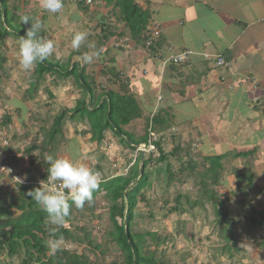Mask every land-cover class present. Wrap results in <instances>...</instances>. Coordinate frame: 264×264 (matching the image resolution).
I'll use <instances>...</instances> for the list:
<instances>
[{"label": "trees", "instance_id": "16d2710c", "mask_svg": "<svg viewBox=\"0 0 264 264\" xmlns=\"http://www.w3.org/2000/svg\"><path fill=\"white\" fill-rule=\"evenodd\" d=\"M115 1L113 5L118 13L119 23L126 29L127 34L122 30L118 32L107 27L106 30L110 31L99 35V40L94 47H89L91 42L88 37L84 50H71L70 54H63L56 60L48 59L37 64L36 68L32 70L31 84L26 89L23 100L27 101L34 97L39 87L37 82L46 80L44 78L46 76L55 80L56 84L72 78L80 96L74 108L65 109L62 114L53 119L49 129L44 126L46 124L43 122L41 130L47 133L45 142L39 145L36 137V140L29 146L20 145L17 149L4 147L0 150L4 152L3 163L6 166L9 164L13 166L19 161H27L29 169L37 162L41 166L40 170L34 174L35 176L31 177L30 174H26L29 178L28 182L23 184L24 186L18 182L17 195L11 200L8 207L2 205L0 209V217L6 218L5 223L0 224V249H5L9 258L18 256L22 260L21 264H103L104 258L107 256L115 258L110 260L109 264H173L169 254L170 248L168 251L167 247L171 238L159 235L157 232L140 231L136 224L137 218L142 216L140 205L149 204L147 191L153 189L155 181L159 182L163 179L170 186L175 182L186 185L189 179H193L196 184L194 202L190 195H185L184 198V195L178 194L175 198V206H169L170 204L165 201L164 207L167 209L165 217L183 212L189 213L193 217L195 213L199 216H203L204 213L205 219L208 220L210 217L213 222L212 230L216 233L217 240L214 244L213 236L206 237L207 242H210L211 250L215 252L214 259L220 261L221 258L227 257L231 264H237L236 256L241 251L240 240L236 235V226L239 225V222L230 219L227 209L230 200L223 198V194L219 191L223 179V164L227 155L204 158L199 162L195 160V151L191 146H176L170 152H165L162 140H159L154 143L155 151L146 156L144 172L141 177L139 171L142 153H139L136 162L125 174H115L113 177L104 179L93 193V202L90 205L85 204L83 209H76L72 206L65 225L58 229L55 236L50 234V228L55 226L48 224L47 213L41 210L27 195L30 190L40 187L37 185L39 181L47 178L48 164L43 158L48 154L57 157L59 148L63 145V147L67 146L68 141L66 142L64 134L66 121L79 126H88V130L81 132L80 135L87 138L88 144H95L97 147L104 143L106 132L111 130L119 144L124 146L127 154L136 151L137 145H148L151 124L154 133H163L161 130H165L163 124L160 123L163 120L162 113L154 118L145 116L135 96L125 91L117 92L111 87L118 80L122 81L120 72H117V68L114 67L116 60L112 56V49L115 48L108 47L104 51L101 48L106 46L114 36H116L114 41L127 39L137 46L145 45L151 39L149 27L153 20L152 13L141 9L134 0ZM102 2L103 6L110 4V0H105V4L104 1ZM65 3L67 2H63L64 6ZM67 4H74L83 10L90 8L84 3L70 2ZM33 5L40 8L39 0H0V71L4 72L0 78H4V75L11 69L9 66H6V69L3 68L8 62L7 53L4 51L7 48V39L12 37L21 39L26 35V30L31 27L30 23H21V17L27 15L33 21L39 19L41 24L46 18V11L33 8ZM47 13L50 14V12ZM43 29L44 27L40 32H43ZM153 43L154 46L151 47V50L157 54L161 45ZM97 51L100 53L97 60L101 67L98 73L82 59L85 53L92 54ZM96 74L98 75L96 76ZM49 95L52 97L50 92ZM66 118L68 120H65ZM11 120L12 116L6 115L4 123L8 124ZM140 120L144 124V134L141 136L126 129ZM159 125H162L160 129ZM167 125L166 127H168ZM251 154V152L239 153L234 157L245 159L249 158ZM19 155H21V159L17 157ZM184 156L185 160L183 161ZM175 162L180 163L178 168L174 166ZM131 163L132 158H128L126 166ZM94 171L100 173L102 169L97 165ZM246 171L234 180L237 187L234 193L244 197L250 196V193L255 189V177L247 175ZM129 184L131 186L125 192ZM245 184L246 188L244 189ZM101 193L107 203L109 221L112 226L110 230H103L104 223L101 222L93 227L83 225L85 219H89V221L102 219L101 214L96 215L94 212L96 201H98L97 196ZM261 194L262 192H259L257 196ZM190 201L193 202L194 208H187L184 205V202L190 203ZM69 203L71 204V201ZM248 222V225L241 224L239 228L237 227L238 230L242 233H251L252 230L264 228V210L259 212L253 209ZM94 230L101 233L96 234ZM76 231L84 232V241L74 236ZM213 232L211 231L212 234ZM182 233L186 235L185 230ZM50 239L58 242L71 241L77 244L86 242L87 245L81 254L62 248H58L55 253H52L48 247ZM256 243L264 248V235L257 238Z\"/></svg>", "mask_w": 264, "mask_h": 264}, {"label": "crops", "instance_id": "0c3cea01", "mask_svg": "<svg viewBox=\"0 0 264 264\" xmlns=\"http://www.w3.org/2000/svg\"><path fill=\"white\" fill-rule=\"evenodd\" d=\"M92 1L88 10L66 3L67 25L75 22L88 25L91 31L94 30V35H89L88 38L93 46L99 40L98 35L110 31L106 30L107 27L118 32L122 30L127 34L126 29L119 23L118 13L113 5L115 0H110V4L104 6L102 1L105 4V0ZM134 2L141 9L152 13L153 20L149 27L151 39L145 45L137 46L131 42L121 44L120 40L114 41L116 39L114 36L101 48V50L115 48L112 49V56L116 60V70L120 72L122 81H115L116 84H112L111 87L117 92L125 91L135 96L145 116L154 118L162 113L163 120L160 118L159 120L165 128L161 130L163 133H154L152 124L149 132L159 136L163 149L164 143L195 146L192 149L195 151V160L199 162L204 158L227 155L219 191L223 198L230 200L227 204L230 218L233 220L241 218L243 224L248 225L250 212L257 208V203L262 205L256 210L259 212L264 210V0H134ZM102 18L108 19L109 23H101ZM60 30L64 36L65 33ZM43 32L47 38L52 37V31L44 28ZM52 38L54 40L56 36L53 35ZM11 39L17 41L16 38ZM18 40L17 42H20V39ZM61 42L63 43V40ZM153 42L161 45L157 54L151 50ZM84 43L86 45V42ZM66 45L63 47L65 55L71 53ZM14 47L9 46L8 49ZM186 52L190 54L181 62H169L166 66L158 62L159 57L168 58ZM123 56H129L125 57L127 65H122V61L118 60V57ZM218 58H223L229 65L217 66ZM49 59L54 60L50 57ZM5 64L4 67L11 68L9 73L15 71L17 65L12 66L9 58ZM2 74L4 72L0 71V75ZM142 123L141 120L138 121L136 126L132 127L133 132H136L135 128L143 126ZM78 138L83 139V136L79 135ZM78 142L82 144L81 140ZM106 145L112 146L110 143ZM111 152L113 150L107 153ZM248 152L252 154L247 158L250 166L246 171L245 160L241 163L239 160L234 161L233 154ZM106 155H99L90 164L93 170L97 165L100 166L102 182L115 176L103 175L105 170L103 165L110 171L105 164ZM107 156L109 164L113 163V168H120V165L124 164L121 159L116 158L117 156ZM128 158H132V163L127 171L137 160L133 156ZM230 162H233L234 166L231 169ZM78 163L86 164L84 158ZM244 171L247 175H253L255 182L263 180V183H255L257 188L250 196L244 197L241 194H237V197L231 196L230 194L237 190L235 178ZM259 192L262 194L258 197ZM236 229L237 233L247 240L252 235L253 239L248 241L254 245H257V238L263 236L242 233ZM256 232L261 233L264 230ZM240 250V254L236 256L237 264L241 262L244 264L246 250L244 247H240ZM0 253V258L4 260L7 251L0 249Z\"/></svg>", "mask_w": 264, "mask_h": 264}, {"label": "rangeland", "instance_id": "374dc122", "mask_svg": "<svg viewBox=\"0 0 264 264\" xmlns=\"http://www.w3.org/2000/svg\"><path fill=\"white\" fill-rule=\"evenodd\" d=\"M66 6H64L60 16V19L62 20L61 23L55 21L54 15L48 14L46 12L45 14L46 18L44 19L42 24V28L44 27L45 29L49 30V32L50 31L53 32L51 35L52 37L53 35L56 36V38L54 39L56 41H54L52 37L50 38L54 41V43L56 42L55 46L57 44V47H55L54 54L50 56V58H53L54 60L58 57H62L63 53L65 52V49H63V47L66 45L65 43H68L66 45L68 46V50L69 49L73 50L71 48V40L75 32L86 31L88 33L87 38L89 37V35H94V30L91 31L89 26L83 22H75L74 24L71 23L70 25H67L66 21L68 18L67 17L68 13L66 12V10H68V7ZM33 8L38 9L39 7L33 5ZM105 22L108 24L109 20L106 18H102L101 23H105ZM60 29H62L63 33H65L64 36L61 35L62 32ZM98 32H100V30ZM40 35L47 38V35L44 32H40ZM67 38H69V40ZM61 39L63 40V43L61 42L62 41ZM64 39H66V41H64ZM16 40L19 41L18 39ZM125 40L126 43L129 42V40L127 39ZM7 41H8L7 48H9V46H15V47L12 49L5 48L4 51L7 53L9 60H11V65L12 66L17 65V66L15 67L16 72L12 71L11 73L5 74L4 76L6 79L0 78V150L4 147L17 149L20 145L29 146L31 143H33L36 140L35 139L36 137L39 145L45 142L47 138V133L41 130L42 125H44L43 122L46 124L44 126L47 127V129H49L53 119L56 116L62 114V112L65 109L74 108L80 96V92L76 88L75 81L72 78L58 82V84H56L55 80H52V78L46 76L44 77L46 80L42 82H37V84H39V87H38V91L34 94V97L27 101L23 100V97L26 95L25 91L28 88V86L31 84L30 80H32L33 77L32 70L36 68L37 64L31 70H28L29 73L23 70L18 63L19 42L14 41L12 39L11 40L7 39ZM84 46L85 43L81 45L79 50H75V51L84 50L85 48ZM56 48L61 52H59ZM104 50L105 49H103L102 51ZM125 57L128 58L129 56H125ZM125 57L124 56L118 57V60L122 61V65L128 64V61L125 59ZM98 63L99 60H97L96 57H94L93 61L90 63L91 68L94 71L96 70L95 72L97 73L101 70V67L99 66ZM3 68L5 67L3 66ZM97 75L98 74H96V76ZM121 86H123L122 83ZM49 92L52 94V97H50ZM6 115L12 116V120L8 124L4 123L6 119ZM65 120H68V118H66ZM137 123L138 122H136L135 125H132L126 129L128 131H131L132 127L136 126ZM143 126H140L139 128H135L136 131L135 133L138 136L144 134ZM87 128L88 126L82 127L76 123L66 121V124L64 125V132H65L64 134H65V138L67 139L66 142L67 141L68 142L66 143L67 144L66 147H63L64 146L63 145L61 148H59L57 152V157L74 160L77 164H79L78 162H80L84 158L86 163L85 166L93 169V167L90 164L99 155L107 154L109 156H117L116 158L118 160L121 159L124 162V164L122 163V165H120V168L122 167L121 169L113 168L114 167L112 166L113 163L109 164L108 156L106 155L105 164L110 168V171H108L107 167L103 165V168L105 167L103 175H106V177L112 174L126 173L127 168L129 166V165L126 166L128 157L133 156L136 160V158L139 157V153H141L139 151L141 145H147V144H141L137 146L138 148L136 151L127 154L125 152L124 146H121L119 144L117 138L113 135V132L109 130L105 134L106 140L104 144H102L97 149V146L95 144L91 145L87 143L88 142L87 138H83V139L78 138L81 132L88 130ZM199 130L202 131L201 129ZM79 140H81L82 144H79L78 142ZM106 142L110 143L112 146H107ZM174 147H176V145L171 143L167 145V143L166 144L164 143L163 150L165 152H170ZM194 147L195 146H192V148ZM142 148L143 150H145V146H142ZM109 150H113V152L107 153ZM154 151L155 149L152 152ZM237 154L238 153L233 154L234 161L239 160L238 162L241 163L243 160H245V168L248 171L250 166L249 159L248 160L247 158L237 159L234 157ZM3 155L4 152L0 151V192H1L0 209L2 205L8 207L9 204L11 203V200L14 199V197L17 195V191H18L17 184H19L18 182H21L20 183L21 185L28 182L29 177H27L26 174H30V176L33 177L35 176L34 174L38 172L37 170H40L41 168V166L38 165L39 162H37L36 165H34L29 169V167H27L28 166L27 161L26 162L19 161L17 164H14L13 166H11L10 164H9L10 166L9 165L6 166L3 163V159L5 158V156ZM36 156H38V154H36ZM17 157H19L20 159L22 158L21 155ZM184 159L185 156L183 157V161ZM115 162L116 164L118 163L117 161ZM179 165L180 163L178 162L174 163V166L176 168H178ZM229 165H231L229 166L230 169L234 167L233 162L232 163L230 162ZM235 165L238 166L236 162ZM224 173L225 172H223V174ZM104 177L105 176H102V178ZM257 182L258 180L255 183ZM258 183L262 184L263 180H260ZM37 184H40V181ZM195 185L196 184L195 181H193V179L192 180L189 179L186 185L175 182L170 186H168L167 183L163 181V179L159 182L155 181L153 189L147 191V198L149 199V204L140 205V212L142 213V216L137 218L136 224L138 225L140 231L142 230L146 232L147 231L157 232L159 233V235L168 236L171 238L168 241L167 247H168V251L170 248L169 254L173 264H208V263L231 264V261L227 259V257H223L220 259V261H216L214 259L215 252L214 251L210 252L211 245L210 243L207 242L206 237L213 236V244L217 240L216 233H214L212 230L213 222L211 221L210 217L207 220L204 217V213L203 216L202 215L199 216L197 213H195V211H194L195 213L194 217L191 216L189 213H184V212L181 214L174 213L172 215H169L168 217H165L167 215L166 214L167 209H165L164 207L165 201L170 204L169 206H175V198L178 194L181 193L182 195H184V198L185 195L186 196L190 195L192 197L191 200L194 202V199L196 198ZM244 186H246V184ZM254 186L256 189L257 186L256 185ZM230 195L237 197V194L234 193ZM97 200L98 201H96V207L94 212L96 215L101 214L102 219H100L99 221L92 219L89 221V219H85L83 221V225H85L86 227H90V226L93 227L96 226L99 222H101L104 223V225L102 226L103 230L105 229L110 230L112 226L109 221V212L107 211V205H106L107 203L103 198V193L97 196ZM192 201H190V203L184 202V205H186L187 208H194ZM256 201L257 200H255V202ZM261 205L262 204L257 203L256 207L258 208V206ZM150 215H152V217H150ZM5 219H6L5 217L4 218L0 217V224H3L1 223V221L5 223ZM236 220L239 222V225H237L236 228L237 227L239 228V226L243 224V219L237 218ZM78 225H80V223H78ZM183 230L186 231V235L182 233ZM259 230L263 231L264 228L262 229L258 228L252 230L251 233L254 236H257L258 234L264 235V232L261 233L256 232ZM94 231L96 232V234L101 233L98 230H94ZM211 231L213 232V234L211 233ZM236 235L237 238L240 240L239 247L241 248L244 247V249L246 250L247 257L245 263L264 264V248L259 246L258 244L254 245L248 241L253 239V237H251L252 235L250 234L251 236L248 240L246 238L241 237L237 233V231H236ZM74 236H76V238L78 239L81 238L84 241L83 239L85 236L84 232L76 231ZM51 241L52 240L50 239V242ZM86 245H87L86 242H84L83 244H77L65 240L58 242V248H67L68 250L77 252L79 254H81L86 249ZM104 259L105 260L103 264H109L111 263L112 259L115 258L107 256ZM237 259L238 258H236V260ZM21 261L22 260L19 259L18 257L15 258L4 257V260L0 258V264H21ZM241 264L243 263L241 262Z\"/></svg>", "mask_w": 264, "mask_h": 264}, {"label": "clouds", "instance_id": "9594fccd", "mask_svg": "<svg viewBox=\"0 0 264 264\" xmlns=\"http://www.w3.org/2000/svg\"><path fill=\"white\" fill-rule=\"evenodd\" d=\"M40 7L50 13H59L64 7L63 0H39ZM21 23L31 24L26 35L21 37L18 50V63L25 70H31L36 64L43 63L55 52V43L52 39L40 35L42 24L39 19L34 21L27 15L21 17ZM88 33L77 31L71 40V48L79 50L86 41ZM89 47H94L89 45ZM100 53H85L84 63L90 64ZM44 161L48 164L46 180L40 181V187L30 190L27 195L35 204L47 213V222L55 226L50 228V234L55 236L58 229L65 225L70 215V209H83L85 204L93 202V193L102 183L100 173L74 160L57 158L46 155ZM71 201V204L69 203ZM49 251L58 250V241L53 240L48 245Z\"/></svg>", "mask_w": 264, "mask_h": 264}, {"label": "built area", "instance_id": "2783aa9c", "mask_svg": "<svg viewBox=\"0 0 264 264\" xmlns=\"http://www.w3.org/2000/svg\"><path fill=\"white\" fill-rule=\"evenodd\" d=\"M67 2V3H84L85 5H89V4H92V0H63V2ZM62 10L63 8L60 10L59 13H51L52 15H54L55 17V21L56 22H60L61 19H60V16H61V13H62ZM120 43L123 44V43H126V40H120ZM117 47H119V45H117ZM189 52H186V53H183L182 55H173V56H169L168 58H163V57H159L158 58V62L161 63L162 66H166L169 62H181L185 59L188 58L189 56ZM229 64L227 62H225V60L223 58H218V62H217V66L219 67H222V66H228ZM159 136L155 135V134H150L149 136V143L148 145H146V155L151 153L155 147H154V143L155 142H158L159 141ZM142 146L144 145H141V148L139 149L140 152L143 151V148ZM38 186H40V184H37Z\"/></svg>", "mask_w": 264, "mask_h": 264}, {"label": "water", "instance_id": "95a60500", "mask_svg": "<svg viewBox=\"0 0 264 264\" xmlns=\"http://www.w3.org/2000/svg\"><path fill=\"white\" fill-rule=\"evenodd\" d=\"M141 145V144H140ZM137 146H139V145H137ZM145 146V150H143V152H142V155H141V160H140V177L142 176V174H143V172H144V163H145V159H146V145H144ZM130 184L126 187V189H125V192H127L128 191V189L130 188Z\"/></svg>", "mask_w": 264, "mask_h": 264}]
</instances>
